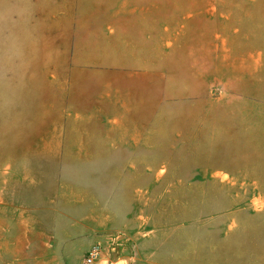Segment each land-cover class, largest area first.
<instances>
[{
	"label": "rangeland",
	"instance_id": "1",
	"mask_svg": "<svg viewBox=\"0 0 264 264\" xmlns=\"http://www.w3.org/2000/svg\"><path fill=\"white\" fill-rule=\"evenodd\" d=\"M264 264V0H0V264Z\"/></svg>",
	"mask_w": 264,
	"mask_h": 264
},
{
	"label": "built area",
	"instance_id": "2",
	"mask_svg": "<svg viewBox=\"0 0 264 264\" xmlns=\"http://www.w3.org/2000/svg\"><path fill=\"white\" fill-rule=\"evenodd\" d=\"M99 255V249L97 247H92L89 251L87 258L85 259L86 264H91L92 260Z\"/></svg>",
	"mask_w": 264,
	"mask_h": 264
}]
</instances>
